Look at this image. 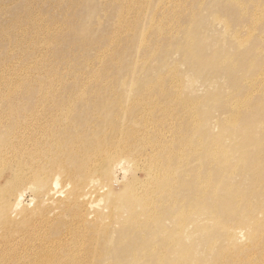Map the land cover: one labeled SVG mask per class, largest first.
Returning a JSON list of instances; mask_svg holds the SVG:
<instances>
[{
	"label": "rangeland",
	"instance_id": "rangeland-1",
	"mask_svg": "<svg viewBox=\"0 0 264 264\" xmlns=\"http://www.w3.org/2000/svg\"><path fill=\"white\" fill-rule=\"evenodd\" d=\"M45 39L51 42L46 44ZM0 93L9 94L10 101L22 108H28L26 103L38 95L37 104H45L49 115L42 116L37 104L26 109V114L39 113L56 137L43 133L35 140L76 149L81 144L79 138H88L89 145L98 137V129L107 135L112 121L104 122L97 116L93 101L87 100L89 106L75 100L68 121H61H66V127L72 126L73 134H57L60 129L56 121L66 107H53L46 93L60 100L78 93L98 103L102 98L111 104L116 100V126L148 135L152 144H159L157 155L166 158L163 164L180 171V180L173 181L172 191L160 199L159 208L166 211L163 222L168 237L173 235L172 228L177 229L182 210L189 230L214 224L217 212L209 210L206 214L195 198L199 196L204 203L213 191L225 188L233 193L241 187L248 196L245 200H263V207L247 213L246 217L253 214L252 223L219 225L221 232L230 228L234 238L225 241L220 237L214 244L239 247L236 250L243 264L246 257V264H250L249 257L259 256L258 243L253 242L258 236L257 222L264 220V0H0ZM180 100L186 104L182 106ZM232 104L244 107L235 110ZM0 110L11 113L1 99ZM232 115L238 116V122L228 121ZM249 128L254 131V143L240 144ZM29 145L35 147L33 142ZM218 147L222 148L220 153ZM231 150L235 156L229 159ZM243 153L246 158L239 162ZM141 158L128 160L137 169L135 176L118 168L120 184L110 185L109 177L94 182L93 207L84 213L89 222L100 223L104 230L96 231L98 243L91 264H115L110 259L115 254L116 259L126 257L121 221L130 214V208L144 207L142 203L133 205L132 196L146 184L141 173L152 169L148 158V162L146 156ZM58 170L65 175L60 186L68 190L71 185L63 183L67 173ZM30 182L24 186L26 204L31 201L32 190L39 187ZM129 182L131 193L119 195L118 188ZM206 183L207 192L202 195ZM148 186L153 187V183ZM68 191L61 199L67 198ZM139 195L145 202L146 196ZM243 199H238L240 207ZM35 206L36 201L27 207ZM114 208L115 220L110 219ZM78 212L60 208L52 212L58 221L50 234L62 235L55 233L56 228L66 232L65 220L74 217L75 221ZM208 233L200 237H208ZM197 235L193 240L185 238L184 243L196 248ZM88 238L84 239L87 252L94 248ZM250 244L258 247L251 248ZM215 251L205 254L201 250L196 257L212 260Z\"/></svg>",
	"mask_w": 264,
	"mask_h": 264
},
{
	"label": "bare ground",
	"instance_id": "bare-ground-1",
	"mask_svg": "<svg viewBox=\"0 0 264 264\" xmlns=\"http://www.w3.org/2000/svg\"><path fill=\"white\" fill-rule=\"evenodd\" d=\"M44 42L48 44L51 41L45 39ZM3 80L8 81V77L4 76ZM173 80L178 82L176 77ZM46 95L52 102L53 107L58 105H65L66 107L63 112H59L62 118L60 121H56L60 129L57 134H73L72 126L66 127L63 123L68 121L69 116L72 115L75 100L89 106L90 102L87 100L93 101L95 107L92 105V108H94L97 116L103 119L104 122L107 120L112 122L107 135L102 133V129H98V137L91 141L89 145L90 141L87 142L88 138L82 137L79 138L81 144L77 149L74 147L68 148L60 144L53 147L46 141L42 140L40 143V139L35 140L37 136H41L43 133L51 138L56 137L52 131H49V124H46L45 118L41 117L39 113L26 114V109L31 108L33 104L36 105L40 97L35 95L31 103H26L28 108H22V105L19 107L10 101L9 94L0 93V99L9 105L13 115L0 110V264H91L92 257L96 253L95 246L98 243L96 231L104 230L100 223L89 222L87 218L89 216L84 213L93 207L92 196L97 187L94 182L102 178H110V185L120 184L121 182L118 180L119 173L117 172L119 167L124 169V171H129L130 175L135 176L137 169L133 166L131 167L128 160L136 159L141 161L142 156H146V160L148 158L149 168H152L141 173L142 179L145 180L146 184L138 193H143L146 196L145 202L143 196L139 194L132 197L134 199L133 205L142 203L144 207L130 208V214L121 221V225L125 226L124 233L121 236V238L123 237L121 244H125L123 247H127L128 250L126 251L125 259L121 257L116 259V254L112 258L110 257L113 263L243 264L241 253L236 250L239 247L215 246L214 241L220 237H223L225 241H232L234 238V232L230 231V228L227 227L225 231L221 232L218 226L220 225L221 227V224H228L232 227L236 223H252L253 214L247 217L246 215L247 213L249 215L252 210L255 211L263 207V200L255 203L245 200L248 196H246L244 188L241 187L237 188V191L233 193H230L225 188H221L217 193L213 191L206 195L209 197L204 203H200L198 196L195 200L196 203L199 202L202 211L206 214L210 213L209 210L217 212L214 224L208 227L195 226L193 230H189V226L186 223V220H188L186 219V213L182 210L177 220L178 222L175 219L177 229H170L173 235L168 237L167 228L163 222L166 211L163 212L161 211L162 207L159 208L160 199L161 196L172 191L173 181L178 180V178L180 180L178 176L180 171L177 167L163 164V159L166 158H159L157 155L160 148L159 144H152L153 139H150L147 137L148 135H144L139 130L125 132L121 130L120 126H116V100H114V104H111L108 99L102 98V102L98 103L95 99L87 98L86 95L81 93L70 99L63 100L49 93H46ZM180 103L182 106L186 104L185 100H180ZM37 105L41 107L40 113H42V116L45 114L49 115L48 111L44 109L47 108L45 104L38 103ZM112 105L115 107L111 110L110 107ZM232 106H234L235 110H240L244 107L242 104H232ZM9 119H12V122L10 124L5 123V120ZM235 119L237 120L238 116L232 115L228 121L232 123L238 122L239 119L237 121ZM62 120L66 121L61 122ZM147 121L145 124L149 125L151 118L149 117ZM75 128H78V126H75ZM253 132L249 128L247 134L245 133L242 136L244 140L240 144L254 143L252 142L255 135ZM30 142H33L35 147H31L29 145ZM235 144L236 142L232 146ZM218 148L219 150H217L220 153L222 148ZM150 152H153V154L151 155ZM36 153L38 155L34 159ZM234 156L231 150L229 159ZM223 158L228 160L226 157ZM245 158L246 154H241L239 162L245 160ZM100 163L102 165L98 168ZM58 168H62V171L67 173L68 179L64 180L63 183L67 186L71 185L68 189L70 191L67 190L66 186L64 189L60 186L61 178L65 175L59 173ZM126 176L125 172L123 180ZM150 181L153 183V187L148 186ZM28 182L36 183L39 186L38 190H32L33 196L30 202L36 201V206L33 209L27 207L31 204L30 202L27 204L23 202L24 186ZM89 185V190L86 191V187ZM125 187H129L127 192L124 190ZM204 187L202 195L207 192V183ZM132 188L131 182L125 183L118 188V194L122 196L127 193L130 194ZM66 191H68L67 198L61 199V196ZM242 197H244L243 205L240 207L238 199ZM257 199L256 197L253 200ZM58 208H60V211L68 209V211L79 212L76 213L75 221L74 217L65 220L64 224L67 231L64 232L56 228L54 230L55 233L62 235L55 236L51 235L49 230L58 221V215L52 216V212ZM110 219H116L115 208L110 211ZM257 223L259 224L253 223L257 225L256 231L258 233L253 243H258L260 254L257 259L249 257L250 264H264V251L262 249L264 248V220ZM205 231L209 232L207 234L208 237H200ZM195 234H199L198 246L195 248L194 246L186 245L184 239L186 238L187 241L193 240L196 236ZM87 236L89 237L88 241L91 240L94 247L89 252L84 251V239ZM102 238L104 239V237ZM249 246L251 248L258 247L254 244ZM113 248H116V246ZM201 250L205 254L215 250H219V253L215 251L217 253L216 257L214 259L210 258L212 260H207L204 257H196V253ZM102 257L105 258V255ZM246 262L247 257L245 264Z\"/></svg>",
	"mask_w": 264,
	"mask_h": 264
}]
</instances>
